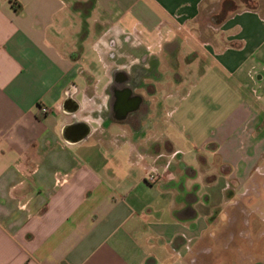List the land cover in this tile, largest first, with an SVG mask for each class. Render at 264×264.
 <instances>
[{
	"label": "crops",
	"instance_id": "1",
	"mask_svg": "<svg viewBox=\"0 0 264 264\" xmlns=\"http://www.w3.org/2000/svg\"><path fill=\"white\" fill-rule=\"evenodd\" d=\"M201 2L0 0V264H163L204 217L207 154L211 178L249 174L264 15L200 42ZM121 73L141 83L136 121L107 114Z\"/></svg>",
	"mask_w": 264,
	"mask_h": 264
},
{
	"label": "rangeland",
	"instance_id": "2",
	"mask_svg": "<svg viewBox=\"0 0 264 264\" xmlns=\"http://www.w3.org/2000/svg\"><path fill=\"white\" fill-rule=\"evenodd\" d=\"M244 8L257 9L264 15V0H202L197 17L199 30L194 36L200 42L208 40L210 35L205 27L218 25L228 15ZM186 55L182 57L184 60ZM177 61H180L178 56ZM160 68L162 73L169 71L165 64ZM256 92L262 99L256 104L247 130L249 140L253 138L250 140L253 144L249 142V153L253 156L249 174L241 175L238 171L235 178H222V173H218L217 178H211L212 172L217 175L218 171L214 157L207 154L208 164L197 179L201 183L199 197L206 191L207 201L194 207L204 217L191 220L190 241L181 243L176 239L174 256L163 264H264V93L259 88ZM201 175L202 178L208 175V186L202 182ZM195 211L192 208L188 212ZM157 264L162 262L159 260Z\"/></svg>",
	"mask_w": 264,
	"mask_h": 264
},
{
	"label": "flooded vegetation",
	"instance_id": "3",
	"mask_svg": "<svg viewBox=\"0 0 264 264\" xmlns=\"http://www.w3.org/2000/svg\"><path fill=\"white\" fill-rule=\"evenodd\" d=\"M153 67H148V70H144L143 74H149L151 73ZM134 73V72H133ZM136 73V72H135ZM138 73V72H137ZM117 74H119V72H117ZM116 74V78L118 77V75ZM122 74V73H121ZM125 74V73H124ZM124 74H122L124 76ZM127 78V82L123 84H121V88H120V81L119 80H115L112 85H111V100H110V109L107 111V114H111V116H115L117 118H124L126 119L128 122H132V121H136L138 120V118H140V115L146 114L147 113V106H145V108H140L137 110H130L131 109V105L129 104L131 101V98H129L128 102L126 103V106L124 107V105L122 107L118 106L117 104V98H116V91L119 90H123L124 93L131 91L132 93H130V96L132 98H135V96L137 95L136 93V89L139 88L140 86V82L137 80L138 78L135 76H131V75H126L125 76ZM122 78V77H121ZM124 87V89H123ZM145 89H152V86H150L149 83H147L145 85Z\"/></svg>",
	"mask_w": 264,
	"mask_h": 264
},
{
	"label": "water",
	"instance_id": "4",
	"mask_svg": "<svg viewBox=\"0 0 264 264\" xmlns=\"http://www.w3.org/2000/svg\"><path fill=\"white\" fill-rule=\"evenodd\" d=\"M129 93H132V90L126 92V95H128ZM125 101H126V100H125ZM128 101H129V100H128ZM139 102H140V98H131V101H130L129 104H130L132 107H131L130 110H135V109L137 108ZM188 211H189V210H188ZM193 215H194L193 212H192V213H189V216H193Z\"/></svg>",
	"mask_w": 264,
	"mask_h": 264
},
{
	"label": "built area",
	"instance_id": "5",
	"mask_svg": "<svg viewBox=\"0 0 264 264\" xmlns=\"http://www.w3.org/2000/svg\"><path fill=\"white\" fill-rule=\"evenodd\" d=\"M41 111H42V113H46V112H48L47 108H45V107L42 108ZM156 178H157V177H156L155 175H152V174H149V175H148V180H149L150 182L155 181Z\"/></svg>",
	"mask_w": 264,
	"mask_h": 264
},
{
	"label": "trees",
	"instance_id": "6",
	"mask_svg": "<svg viewBox=\"0 0 264 264\" xmlns=\"http://www.w3.org/2000/svg\"><path fill=\"white\" fill-rule=\"evenodd\" d=\"M219 20H220V18H219ZM219 20H218V21H219Z\"/></svg>",
	"mask_w": 264,
	"mask_h": 264
}]
</instances>
